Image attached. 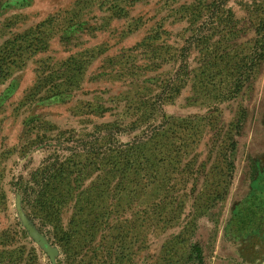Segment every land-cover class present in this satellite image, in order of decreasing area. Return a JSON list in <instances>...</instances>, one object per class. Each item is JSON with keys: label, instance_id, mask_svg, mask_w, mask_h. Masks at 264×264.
<instances>
[{"label": "rangeland", "instance_id": "1", "mask_svg": "<svg viewBox=\"0 0 264 264\" xmlns=\"http://www.w3.org/2000/svg\"><path fill=\"white\" fill-rule=\"evenodd\" d=\"M252 2L228 3L248 32L240 43L253 38L245 11ZM169 8L161 0H0V264H58L63 258L47 229L24 209L14 183L29 178L49 157L70 154L55 153L46 142L31 144L38 134L47 132L49 139L67 133L77 140L94 126L125 118L131 103L159 94L150 80L173 76L177 64L168 60L153 71L152 51L161 45L181 49L190 37L187 23H173ZM158 29L167 34L160 31L148 45ZM199 61L192 51V75L200 73ZM192 75L181 95L163 108L169 118L204 120L201 132L183 135L185 147L172 155L180 157V169L171 176L179 186L170 196L183 204L186 233L180 241L174 237L181 228L147 233L148 243L140 249L134 216L120 213L112 222L120 229L97 236L86 264H193L191 244L199 247L202 264H264V63L231 100L222 94L227 84H217L208 96L191 82ZM90 105L109 111L93 115ZM231 128L240 134L229 158L220 146ZM135 134L121 139L128 142ZM22 215L54 251L53 258L28 232ZM70 217L66 209L65 226Z\"/></svg>", "mask_w": 264, "mask_h": 264}, {"label": "trees", "instance_id": "2", "mask_svg": "<svg viewBox=\"0 0 264 264\" xmlns=\"http://www.w3.org/2000/svg\"><path fill=\"white\" fill-rule=\"evenodd\" d=\"M161 1L171 7L168 16L173 18V23H187L190 37L181 49L161 45L158 51H152L149 62L153 71L168 60L177 64L173 76L150 80L155 81L159 94L151 100L139 101L140 104L131 103L125 118L120 115L114 122L94 126L90 133L77 140L67 133L49 139L47 132L38 134L31 144L41 146L46 142L45 147H52L55 153L68 151L70 154L64 158L57 154L49 157L29 178L21 176L14 183L24 209L47 229L62 250L63 258L58 264H86L97 236L120 229L112 223L120 213L134 216L140 249L148 243L147 233L162 234L170 228L182 229L174 237L180 241L189 223H181L183 204L170 196L179 186L171 176L177 175L180 169V157L172 158V155L185 147L183 135L201 132L204 120L169 118L163 114V108L174 102L189 84L193 71H189L188 60L192 51L200 56L197 69L200 73L192 75L191 82L208 96L217 84H227L222 94L230 100L249 87L264 63V0H253L245 6L253 33V38L246 43L240 42L248 32L229 7L230 0ZM160 31L154 35L152 31L148 45L160 38ZM161 32L167 34L165 30ZM170 50L175 52L170 55ZM71 78L76 79V75ZM60 88L61 85L53 86L50 91ZM121 103L117 102V106ZM90 109L93 115L101 117L109 111L98 105H90ZM128 118L130 121L121 120ZM234 130L231 128L225 133L220 146L229 158L237 148L234 136L240 134L237 131L233 135ZM128 132L138 134L128 142L122 141L121 137ZM168 135L172 136L173 143H167ZM66 209L71 211L67 226L63 221ZM163 249H167V244ZM190 249V262L202 264L199 247L191 244ZM168 263L173 264L171 260ZM179 263L180 260L175 262Z\"/></svg>", "mask_w": 264, "mask_h": 264}, {"label": "water", "instance_id": "3", "mask_svg": "<svg viewBox=\"0 0 264 264\" xmlns=\"http://www.w3.org/2000/svg\"><path fill=\"white\" fill-rule=\"evenodd\" d=\"M22 219H23V222L28 230V232L31 234V236L38 242L40 243V245L48 252L50 253L51 257L53 258V255H54V251H52L49 246L47 245L46 241L41 238L37 233L36 231L28 224V222L26 221V219L23 217L22 215Z\"/></svg>", "mask_w": 264, "mask_h": 264}]
</instances>
